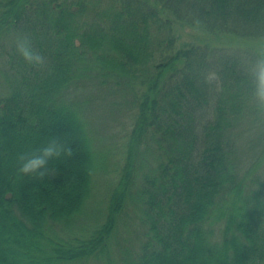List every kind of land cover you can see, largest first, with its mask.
I'll return each instance as SVG.
<instances>
[{"label":"trees","instance_id":"trees-1","mask_svg":"<svg viewBox=\"0 0 264 264\" xmlns=\"http://www.w3.org/2000/svg\"><path fill=\"white\" fill-rule=\"evenodd\" d=\"M147 1L0 0V264H264V114L249 72L261 57L176 48L174 32L263 40L264 0ZM25 38L44 64L17 51ZM87 83L129 107L108 142L75 95ZM53 138L73 155L43 179L20 173L18 157ZM112 141L111 164L99 143ZM101 174V216L80 231ZM132 222L144 237L121 246Z\"/></svg>","mask_w":264,"mask_h":264},{"label":"rangeland","instance_id":"rangeland-1","mask_svg":"<svg viewBox=\"0 0 264 264\" xmlns=\"http://www.w3.org/2000/svg\"><path fill=\"white\" fill-rule=\"evenodd\" d=\"M147 2L151 3L150 0ZM160 14L165 18L170 17V15L166 14L164 11H162ZM174 32L177 36L176 48H188L191 45H196L209 46L210 48L218 47L229 51L236 50L247 52V50H249L257 53L261 59H264V39L251 40L228 34H210L202 29L180 24H174ZM1 45L2 44H0V46ZM10 81L11 80H3L2 76L0 75V88L5 87L8 90ZM93 85V83H87V85L80 87L79 92L77 91L75 95L80 101L87 103L88 109L86 107V115L88 118H91V120H89V126L94 130L93 135L95 134L99 139H105V142H108V139L106 138H115V135H113L114 133L122 131L129 125L130 119L127 118L128 115H125L127 111H129V107L126 103L125 106L121 104H115L118 97L113 93L112 90H110V88L104 87L102 89H97ZM120 110H122V114L120 113ZM82 115L85 116L84 112ZM64 138L66 139V136ZM99 145L105 151V153H108V160L112 164L115 160L114 152H116V147L113 141L112 145L107 149H105L100 143ZM97 186L99 188V191L96 195V201L98 204L92 201L87 211L89 215L93 214L92 216L94 220L89 223L87 216H82V218H80L76 224V228H81L80 231L83 229L84 231L88 229L90 226L95 224L97 217L101 216V212L100 214L99 212L97 213L99 210L100 193L102 200L104 201V196L106 195L107 188L109 186L108 176L101 174L100 182ZM144 231L145 228L139 223L132 222V225L130 226V235L132 237V241L131 237L129 236V243H121V246L129 247L133 244L134 247H137L142 240V237H144ZM113 256L117 258V253L114 252Z\"/></svg>","mask_w":264,"mask_h":264},{"label":"clouds","instance_id":"clouds-1","mask_svg":"<svg viewBox=\"0 0 264 264\" xmlns=\"http://www.w3.org/2000/svg\"><path fill=\"white\" fill-rule=\"evenodd\" d=\"M17 51L23 58L33 65L44 64V57L31 49L30 41L25 38L17 41ZM250 75L253 77L252 84L254 85V104L257 111L264 114V59H257L249 69ZM214 75H209L207 80L212 82ZM71 156L73 150L70 146H65L58 139L53 138L49 143L38 149L37 152L28 155L21 154L18 159L22 161L18 171L24 175L31 174L43 179L48 174V161L53 158H59L61 155Z\"/></svg>","mask_w":264,"mask_h":264}]
</instances>
